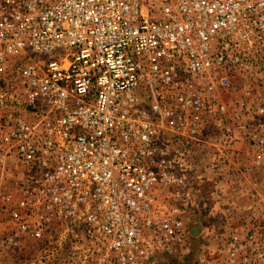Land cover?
<instances>
[{
    "label": "built area",
    "instance_id": "built-area-1",
    "mask_svg": "<svg viewBox=\"0 0 264 264\" xmlns=\"http://www.w3.org/2000/svg\"><path fill=\"white\" fill-rule=\"evenodd\" d=\"M262 73L264 0H0L9 241L42 246L32 264H170L186 228L160 204L229 184L250 110L228 92Z\"/></svg>",
    "mask_w": 264,
    "mask_h": 264
},
{
    "label": "rangeland",
    "instance_id": "rangeland-1",
    "mask_svg": "<svg viewBox=\"0 0 264 264\" xmlns=\"http://www.w3.org/2000/svg\"><path fill=\"white\" fill-rule=\"evenodd\" d=\"M228 94L231 109L245 99L249 112L244 128L230 145V176L226 186L195 188L191 203L164 202L179 208L186 228L185 241L173 246L165 259L170 264H264V162L256 165L253 153L264 154V143L248 138L252 130L264 140V73L236 76ZM249 87V95L240 90ZM22 173L11 159L0 166V264H32L43 253L42 246L28 237L9 241L13 221L9 209L15 205Z\"/></svg>",
    "mask_w": 264,
    "mask_h": 264
}]
</instances>
